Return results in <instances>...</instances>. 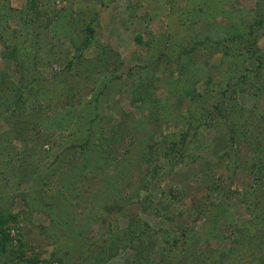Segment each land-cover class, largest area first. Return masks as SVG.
<instances>
[{
	"label": "rangeland",
	"instance_id": "obj_1",
	"mask_svg": "<svg viewBox=\"0 0 264 264\" xmlns=\"http://www.w3.org/2000/svg\"><path fill=\"white\" fill-rule=\"evenodd\" d=\"M0 11V264H264V0Z\"/></svg>",
	"mask_w": 264,
	"mask_h": 264
},
{
	"label": "trees",
	"instance_id": "obj_2",
	"mask_svg": "<svg viewBox=\"0 0 264 264\" xmlns=\"http://www.w3.org/2000/svg\"><path fill=\"white\" fill-rule=\"evenodd\" d=\"M216 9H214L213 11H215ZM195 12H196V9H195ZM8 16L9 15L7 14V12H6V15H4V12L0 11V19L5 20L8 18ZM3 27H4L3 25L0 26L1 30ZM232 27L234 29H232ZM226 29H227V31H229L228 36L222 37L221 39H219L220 40L219 42L225 41L227 39H228V41H234L237 39L242 40V39H244V36L246 35L245 32L241 33V31L238 30L239 28L234 27V25L232 23H227ZM18 32H19L18 30L13 29L12 33H14V34L11 35V37L7 36L6 38L9 39L8 37H10V38L17 39L18 38ZM250 32L251 31L249 30V33ZM5 33L6 32L4 31L3 34L5 35ZM0 38H2V42H3L4 39H3L2 35H0ZM7 39H5L6 42H8ZM15 51H16V48H15ZM15 51H14V54H15ZM17 98L14 101H12V103H11L12 105L10 106L9 110L10 111L12 110V111L10 113H13V109L15 108V105H13V104H15V102L19 101V99H17ZM7 165L9 167L8 172L11 171V173H10L11 177L15 178V181H13L15 184V187L20 188L22 186H28L29 188L32 189L34 186L39 184L38 182H40V180H41L40 175L38 174L40 172L39 170H31V169L27 168L25 165H23V166L17 165L16 163L13 162L12 157H11V159H9L7 161ZM95 166H97L96 163H95ZM21 194H22L21 197H23L25 199L26 204L30 205V204L34 203V204H36L34 207H39L41 209L44 208L46 214L48 215L49 219L52 222L58 221L61 219V217H59L56 209L52 206L53 200L51 198H47L41 194H37L36 197L33 199V196H30L29 189L27 191H25L24 193H21ZM30 200H32V203L30 202ZM57 200H58V197H57ZM7 228H6L7 230L3 231V233L5 235L4 238H8V235H10V232H9L10 227H7ZM0 250H3L4 252L6 251L3 248H1ZM7 262H8V259H7Z\"/></svg>",
	"mask_w": 264,
	"mask_h": 264
}]
</instances>
